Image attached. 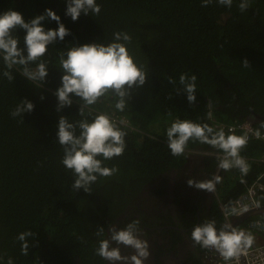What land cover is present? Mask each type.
<instances>
[{
	"label": "trees",
	"instance_id": "obj_1",
	"mask_svg": "<svg viewBox=\"0 0 264 264\" xmlns=\"http://www.w3.org/2000/svg\"><path fill=\"white\" fill-rule=\"evenodd\" d=\"M98 15L81 13L75 22L66 16L67 0H0V14L13 10L30 22L51 9L71 33L48 46L44 57L27 67L35 70L44 62L48 75L33 82L22 75L23 67L8 69L0 53V255L14 264H104L96 255L98 228L123 210L140 189L166 168L180 167L188 151L201 150L214 164L224 153L195 138L187 142L181 156L167 146L166 130L176 120L208 124L215 131L246 121L249 112L264 114V0H251L246 12L221 6L217 0L202 7V0H96ZM45 30H56L50 18ZM124 32L130 42L115 41L114 33ZM20 48L26 32L17 29ZM124 43L134 62L147 73L142 86L128 89L124 111L115 108L114 92L79 114L83 101L71 96L70 107L57 111L55 92L65 74L60 57L72 47L85 44ZM26 56V50L24 52ZM247 59L250 67L241 64ZM10 71V82L3 73ZM181 74L197 76L196 101L189 104L179 83ZM169 78L175 83H169ZM179 89V91H177ZM43 97V100L41 99ZM34 105L32 112L12 118L10 113L22 101ZM209 113L211 117L209 118ZM107 114L126 133L124 153L102 166L118 169L111 177H99L84 188L73 189L76 177L61 163L64 152L57 138L61 116L70 123ZM122 121L127 125L121 124ZM264 133V124L255 125ZM76 128V135H79ZM249 169L220 170L219 204L224 210L259 175L264 185V142L249 140L241 150ZM257 200L264 205V191ZM222 215V211H221ZM111 220V219H110ZM244 222L238 228H244ZM29 237L28 255L21 254L17 236ZM108 239V238H107Z\"/></svg>",
	"mask_w": 264,
	"mask_h": 264
},
{
	"label": "clouds",
	"instance_id": "obj_2",
	"mask_svg": "<svg viewBox=\"0 0 264 264\" xmlns=\"http://www.w3.org/2000/svg\"><path fill=\"white\" fill-rule=\"evenodd\" d=\"M212 2L213 0H202L201 6L206 7ZM217 2L219 5L229 8L233 4V0H217ZM250 7L251 0H240L238 4L242 13ZM100 11L101 7L96 3V0H67L65 15L71 17L72 21L75 22L81 13L85 16L89 15L90 12L98 15ZM46 18L55 21L58 28L46 31L42 27V22ZM17 29L26 32L24 37L25 48L23 49L18 47L19 39L13 35ZM70 34L69 30L60 22V17L51 9H46L43 15L37 16L30 22H25L22 14L13 10L0 14V53H3V62L8 69H12L14 65L24 66L22 75L33 82L45 81L48 75L47 66L44 62H40L36 65L35 70H30L27 65L44 57L50 44H53L57 39L63 41ZM114 39L115 41L121 39L125 42L131 41V37L124 32L114 33ZM25 50L26 56L24 55ZM60 65L65 74L62 76V86L55 92L58 99L57 111L70 107L73 103L71 96L74 95L83 101L79 110L81 116H84L85 108L97 104L100 98L110 91L119 98L115 108L121 112L124 111L126 107L125 97L129 95L128 89L144 85L147 76V73L134 62L126 45L119 42H113L107 46L92 43L72 47L60 57ZM241 65L244 68L250 67L247 59H244ZM3 75L10 82L12 81L13 77L10 71H5ZM196 80L197 76L194 74L191 75L190 79L187 74H181L179 77V83L187 94L189 104L196 101ZM169 83H175V81L169 78ZM41 99L43 100V97ZM33 109L34 105L31 102L22 100L11 111L10 115L12 118H17L25 112H32ZM208 115L210 118L211 113ZM244 122L255 128V124H251L249 120ZM77 127L80 130L78 136L76 135ZM56 135L64 152L61 163L76 177L73 184L74 190L84 188L85 192H89L90 185L97 181L98 176L111 177L118 172L115 167L102 166V160L98 159L101 156L104 160L119 157L126 148V133L107 114H99L91 122L83 119L76 124L70 123L67 118L61 116ZM256 135L259 136V132ZM166 136L167 146L173 156L183 155L187 142L195 138L201 143L211 145L224 153L223 157H217L218 169L229 170L235 167L245 174L249 169L245 158L240 155L241 150L248 143L245 136H226L223 130L215 131L206 123L199 124L190 120L174 121L167 128ZM219 179V176L199 182L189 179L188 186L210 192ZM221 211L223 216V207H221ZM240 215L230 217L228 221L223 216L225 225L219 230L215 221H204L195 225L191 232L192 241L204 248L203 252L206 249H215L225 261L238 257L254 242V238L250 234L254 232L248 228L249 222L255 218H260L250 217L241 223L246 222L244 228L239 229L241 224L233 227L231 223ZM260 219L264 220V218ZM109 232L110 239L106 238L99 241L96 255L111 262V264H145V261L149 259L150 246L146 239L140 238L143 233L140 229L139 220H133L119 230L114 226H109ZM103 234L104 228H98L96 235L102 236ZM34 236L35 234L31 231L22 232L17 236V240L21 242L22 255H28V238H34ZM111 242L117 246L112 247ZM121 245L132 249L134 254L122 255ZM0 264H14V261L9 257L5 262L4 256L0 255Z\"/></svg>",
	"mask_w": 264,
	"mask_h": 264
},
{
	"label": "flooded vegetation",
	"instance_id": "obj_3",
	"mask_svg": "<svg viewBox=\"0 0 264 264\" xmlns=\"http://www.w3.org/2000/svg\"><path fill=\"white\" fill-rule=\"evenodd\" d=\"M255 114L264 117L252 111L247 113L246 120L255 125L264 124V119L257 120ZM206 154L201 150L188 151L183 165L166 168L143 186L123 210L111 220H105L104 224L109 222L104 228L106 237L110 239L109 226L119 230L139 220L143 233L140 238L146 239L150 246V257L145 264H202L204 248L191 239L194 226L215 221L219 230L225 225L217 193L218 182L210 192L188 186L189 179L199 182L219 176L218 163L214 164ZM111 246L117 245L111 242ZM120 248L122 255L134 254L130 248L122 245ZM104 264L111 262L104 260Z\"/></svg>",
	"mask_w": 264,
	"mask_h": 264
},
{
	"label": "built area",
	"instance_id": "obj_4",
	"mask_svg": "<svg viewBox=\"0 0 264 264\" xmlns=\"http://www.w3.org/2000/svg\"><path fill=\"white\" fill-rule=\"evenodd\" d=\"M121 124L127 125L122 121ZM229 133H239L240 136L247 137V140H259L264 142V133L257 131L247 122L233 123L225 128ZM259 132V136L256 133ZM262 175H259L247 188L239 195L229 209L223 211L224 218L228 221L230 217L238 216L243 212L256 209L260 206L257 194L264 191L261 182ZM248 228L255 234L262 237V242H253L250 248L241 252L238 257L225 261L215 249H206L202 254V264H264V220L255 218L248 224Z\"/></svg>",
	"mask_w": 264,
	"mask_h": 264
},
{
	"label": "water",
	"instance_id": "obj_5",
	"mask_svg": "<svg viewBox=\"0 0 264 264\" xmlns=\"http://www.w3.org/2000/svg\"><path fill=\"white\" fill-rule=\"evenodd\" d=\"M257 120H262L264 119L263 116L261 115H256ZM251 124H254L252 121H250ZM250 217H260V218H264V205H260L259 207H257L256 209H253L252 211H247L245 213H243L242 215H240L239 217L233 219L231 225L233 227L238 226L239 224H241L243 221L249 219Z\"/></svg>",
	"mask_w": 264,
	"mask_h": 264
},
{
	"label": "crops",
	"instance_id": "obj_6",
	"mask_svg": "<svg viewBox=\"0 0 264 264\" xmlns=\"http://www.w3.org/2000/svg\"><path fill=\"white\" fill-rule=\"evenodd\" d=\"M245 233H247V232H245ZM250 234L253 236L254 242H262V237L261 236L255 235L254 233H250Z\"/></svg>",
	"mask_w": 264,
	"mask_h": 264
}]
</instances>
